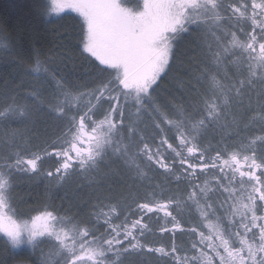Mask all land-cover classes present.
Segmentation results:
<instances>
[{
    "label": "snow or ice",
    "instance_id": "snow-or-ice-1",
    "mask_svg": "<svg viewBox=\"0 0 264 264\" xmlns=\"http://www.w3.org/2000/svg\"><path fill=\"white\" fill-rule=\"evenodd\" d=\"M40 12L75 13L79 33L71 53H35L22 75L38 86L0 92L13 264H264V0H41ZM174 65L179 97L161 88ZM18 177L86 198L23 218Z\"/></svg>",
    "mask_w": 264,
    "mask_h": 264
},
{
    "label": "trees",
    "instance_id": "trees-1",
    "mask_svg": "<svg viewBox=\"0 0 264 264\" xmlns=\"http://www.w3.org/2000/svg\"><path fill=\"white\" fill-rule=\"evenodd\" d=\"M40 3L41 0H0V37L8 38L10 47L14 48L19 60L25 61L26 67L29 66L37 51L41 53V59L49 56L56 59L60 53H71L70 45H74L78 39L79 20L76 15L65 14L60 18L46 17L40 12ZM49 20L51 22H48ZM67 64V70L75 72L78 77L86 71V68L80 67L78 62L75 67L71 61ZM178 78L184 77L174 67L165 81L161 82V88L172 89L174 95L179 97L180 93L175 91ZM158 179L162 181L163 177ZM114 187L119 192L120 189H124L120 185H114ZM64 205L66 208L65 203ZM148 239L157 243H170L171 236L157 234ZM177 239H181L179 234ZM183 239L187 240V237ZM41 247L47 249L48 245L44 244ZM19 251V249H11L4 239L0 238V264H13V260L9 257L13 252ZM28 255L29 253L25 252L24 257H16V259H26ZM35 259L38 262L39 251H36Z\"/></svg>",
    "mask_w": 264,
    "mask_h": 264
},
{
    "label": "rangeland",
    "instance_id": "rangeland-1",
    "mask_svg": "<svg viewBox=\"0 0 264 264\" xmlns=\"http://www.w3.org/2000/svg\"><path fill=\"white\" fill-rule=\"evenodd\" d=\"M68 14L76 15L75 13ZM185 47L186 43L182 42L178 47V53L180 51H183ZM26 68L27 67L25 65V61L19 60V58H17L13 47H10V51H4L3 49H1L0 92L7 90L5 87L6 85L8 88H15L16 85L21 82V80L25 81V87L21 91H26L27 88L31 86H38V82L36 81H33L32 84L27 83L29 78L22 75V70ZM84 73L82 72L80 74L81 76L79 77V82L81 83L85 82L88 79L84 75ZM52 139H54V136L52 137ZM49 166L50 162L44 165L45 168ZM46 185L47 181L39 182L35 177L31 179H29L28 177L17 178L16 187L14 189L13 204L15 207V211L19 216L23 218L31 217L32 215H35L37 211L43 210L45 206L58 209L62 212V209H59L61 203H65L66 207L68 205V201H62V198L65 197L66 194L69 200H74L76 203H79L80 197L86 198L87 189L79 194L74 193L72 189H68L66 193L64 189L57 191L55 188L46 191ZM126 190L127 189H120V191ZM73 210L75 211V209ZM88 211L89 209H84L85 213H87ZM23 247L26 248L27 246ZM37 251H39V249H37Z\"/></svg>",
    "mask_w": 264,
    "mask_h": 264
}]
</instances>
